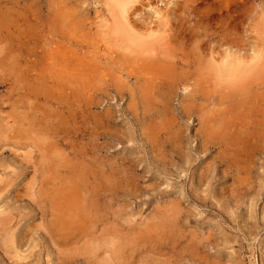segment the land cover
Returning a JSON list of instances; mask_svg holds the SVG:
<instances>
[{"label": "rangeland", "instance_id": "374dc122", "mask_svg": "<svg viewBox=\"0 0 264 264\" xmlns=\"http://www.w3.org/2000/svg\"><path fill=\"white\" fill-rule=\"evenodd\" d=\"M195 1L134 5L188 43L132 60L110 0H0V264H264V0Z\"/></svg>", "mask_w": 264, "mask_h": 264}, {"label": "bare ground", "instance_id": "6f19581e", "mask_svg": "<svg viewBox=\"0 0 264 264\" xmlns=\"http://www.w3.org/2000/svg\"><path fill=\"white\" fill-rule=\"evenodd\" d=\"M197 1L198 0H196L194 3H196ZM230 1H232V0H225L224 2H226V4L228 5L230 3ZM249 1L251 2V5H253V2L255 0H249ZM110 2H111V7L109 6V11H110L109 13H110V15L113 18L112 19L114 21L113 22V26H114L113 28H115V29H113V32L118 33L120 35V39H122L121 41L123 43H126V45H124L123 50L127 54V57H131L132 60H136V59H138V60H177L178 54H179L178 52L181 51V47L182 46L185 49V46L187 45L188 40L186 39L185 35L181 36V33H182L181 32V26L176 24L177 22L173 24L172 21H171L172 19L170 20L169 16L171 14L169 13V11L168 12H162V11L159 12V14H160L159 21H161V26L158 29L152 30L151 27H150V28H146L145 30H143L144 28L143 29H138L139 27L137 26L138 27L137 28L135 26L136 22L135 23L133 22V17L136 15V13L133 12L134 11V5L136 6V4L140 3L141 0H110ZM185 5H186V7H188V8H186V10L189 11L188 13H191V14H194V15L197 14V16L201 13L200 9H199V6H195L194 7L192 5L193 6L192 7L191 5H189L187 3ZM56 10H59V9L57 8ZM178 10L181 11L180 9H178ZM57 14H58V11H57ZM59 14H60L59 17L57 19L55 18V21L53 20L52 24H50V25H51L53 30H56V28H59V31H61L62 29H64L67 26L68 22L66 20H67V18L69 19L70 15H68L67 12L65 10H63V8L59 11ZM177 14H179V13L177 12ZM183 14H185V13H183ZM174 15H175V13H174ZM179 15L177 17H179ZM227 39H229V38H227ZM224 40H225V38H224ZM224 42H226V41H224ZM195 49L198 50L199 58L200 59L202 58L203 60H230V58H232L234 60V58L236 57V56H233V55H231V56L230 55H228V56L225 55V57H224L221 54L218 55V57H215V55L212 54L211 57L208 59L206 56H204L205 52L201 51L203 49H201L199 46L197 48L195 46ZM185 51H187V50H185ZM185 59H186V57H185ZM251 60H256V56H253ZM214 69H216L217 74H219L223 78V77L227 76L228 73H230V69L231 68H229L228 65L222 63L219 66H215ZM16 75H17V73H16ZM143 106H144V104H143ZM222 125H224V124L222 123ZM13 129H15V128H13ZM242 129H244V128H242ZM13 131H15V130H13ZM15 138H16V136H15ZM15 138H14V140H15ZM47 172H48V170H47ZM69 200H71V201H69ZM56 203H57V206H58V208L57 207L55 208L57 210V215L55 216L56 230H57L58 234L60 233V234L65 235L66 234L65 232L70 230L72 228V226L75 225V223L77 222L76 219L78 217H76V215L81 213L80 212V210H81L80 209V205H79V203L73 205L72 199H69L68 197H66V198L63 197V201L62 202H60V200L57 199ZM6 214H7V212L6 213L5 212H1L0 213V217H1L0 225L3 226V227H6L9 223H11V221L8 220L10 216H8ZM70 215H72L74 217V219L73 218L70 219L69 218ZM4 216H8V218H6ZM9 233H12V231H10ZM12 238H13V236L11 234L10 235L7 234V236H6L7 243H11L13 241ZM13 244H14V242H13Z\"/></svg>", "mask_w": 264, "mask_h": 264}]
</instances>
